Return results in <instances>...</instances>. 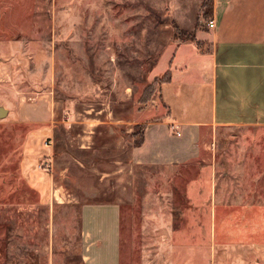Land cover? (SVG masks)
I'll return each mask as SVG.
<instances>
[{"label":"rangeland","instance_id":"1","mask_svg":"<svg viewBox=\"0 0 264 264\" xmlns=\"http://www.w3.org/2000/svg\"><path fill=\"white\" fill-rule=\"evenodd\" d=\"M212 8L213 0H0V264H83L80 206L112 202L121 264H166L183 244L164 238L170 232L209 244L212 264H264V214L255 212L264 209V128L207 137L209 224L181 217V189L199 164L121 168L145 127L133 122L163 113L153 108L154 80L165 75L157 64L174 44L201 45L196 33L207 31ZM116 137L128 140L125 155L110 148ZM245 206L255 207L250 216ZM240 222L254 247L211 241Z\"/></svg>","mask_w":264,"mask_h":264},{"label":"crops","instance_id":"2","mask_svg":"<svg viewBox=\"0 0 264 264\" xmlns=\"http://www.w3.org/2000/svg\"><path fill=\"white\" fill-rule=\"evenodd\" d=\"M211 19L212 28L196 33L199 47L192 41L177 43L172 45L169 55L161 57L157 66L160 72L169 73L170 78L160 85L157 106L153 108L155 113L159 109L163 113L155 116L154 121L133 122L134 125L145 123L142 139L138 145L128 148L126 160H121L123 173L129 167L175 168L199 164L197 172L194 167L195 179L181 189L183 208L189 210L181 217L191 225L209 224L210 211L214 213L215 208L214 189L210 184L212 171L206 152L209 134L219 128H264V0H213ZM118 122L124 128V122ZM171 125L175 126V132ZM124 130L127 134L132 132V129ZM127 147L128 140L123 137H116L110 145L122 151V155ZM82 204V263L121 264L120 205L116 202ZM254 208L240 209L250 216ZM255 212L264 214V209ZM242 224L246 222L239 223ZM239 229L228 236L214 233L211 241L218 247L224 241H252L254 247L253 236L243 233L242 226ZM164 238L183 241L172 248L173 254L166 264H212L209 244L194 246L191 234L170 232ZM205 240L209 238L206 236Z\"/></svg>","mask_w":264,"mask_h":264},{"label":"trees","instance_id":"3","mask_svg":"<svg viewBox=\"0 0 264 264\" xmlns=\"http://www.w3.org/2000/svg\"><path fill=\"white\" fill-rule=\"evenodd\" d=\"M210 15H211V12H210ZM169 73H166L162 78H159V79H155L154 81L157 82L158 84H164V83H167L169 81ZM143 127H142V130H141V133H140V141L142 139V131H143ZM139 143H137L136 145H138Z\"/></svg>","mask_w":264,"mask_h":264},{"label":"built area","instance_id":"4","mask_svg":"<svg viewBox=\"0 0 264 264\" xmlns=\"http://www.w3.org/2000/svg\"><path fill=\"white\" fill-rule=\"evenodd\" d=\"M207 26L209 27V28H212L213 26H214V21L212 20V19H210L208 22H207ZM171 130L173 131V132H175V130H176V128H175V126H173V125H171ZM176 134V136H179L180 134L177 132V133H175Z\"/></svg>","mask_w":264,"mask_h":264},{"label":"water","instance_id":"5","mask_svg":"<svg viewBox=\"0 0 264 264\" xmlns=\"http://www.w3.org/2000/svg\"><path fill=\"white\" fill-rule=\"evenodd\" d=\"M5 113V110L4 109H0V116H3Z\"/></svg>","mask_w":264,"mask_h":264}]
</instances>
